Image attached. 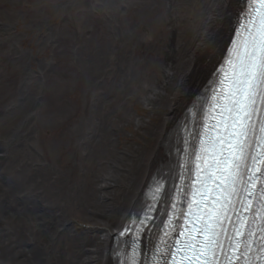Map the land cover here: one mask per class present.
<instances>
[{"label":"rangeland","instance_id":"374dc122","mask_svg":"<svg viewBox=\"0 0 264 264\" xmlns=\"http://www.w3.org/2000/svg\"><path fill=\"white\" fill-rule=\"evenodd\" d=\"M199 6L191 10V26ZM165 10V0H0V18L16 22L21 38L15 44L0 37V133H10L23 114L21 96L28 101L24 109L36 115L25 135L0 139V264H20L30 240L48 233L35 228L36 216L49 222L57 215L60 225L70 220L73 233L62 232L59 247L69 236L95 229L83 220L80 201L92 194L101 165L97 157L107 140L98 137L101 131L109 135L111 121L137 96L125 98L128 76L139 80L135 73L157 62V37L148 41L143 34ZM24 51L31 52V62ZM28 61L38 74L24 84ZM37 88L39 102L31 98ZM132 102L134 112L149 114L144 104ZM135 134L130 122L118 135L121 147L142 143ZM65 255L56 260L66 264Z\"/></svg>","mask_w":264,"mask_h":264},{"label":"snow or ice","instance_id":"6c2138e0","mask_svg":"<svg viewBox=\"0 0 264 264\" xmlns=\"http://www.w3.org/2000/svg\"><path fill=\"white\" fill-rule=\"evenodd\" d=\"M223 6L220 0L218 7ZM203 43L209 53L217 44L212 35ZM227 53L209 86L185 114L183 155L175 177L179 186L169 193L166 177L155 181L148 212L135 227L129 225L120 232L121 237L125 231L132 232L128 237L132 255L124 264H257L264 260V0H246ZM217 105L219 122L209 126L205 118ZM197 124L199 130L193 131ZM197 182L199 188L194 187ZM210 183L217 184L218 206L209 208L208 218L192 230L203 238L189 235L181 240L184 223L173 224L170 219L159 238L165 251L161 253L156 244L151 258H143V237L148 235L157 205L166 198L182 201L183 208L177 203L170 207L172 215L183 218L193 212L198 195L199 209Z\"/></svg>","mask_w":264,"mask_h":264},{"label":"bare ground","instance_id":"6f19581e","mask_svg":"<svg viewBox=\"0 0 264 264\" xmlns=\"http://www.w3.org/2000/svg\"><path fill=\"white\" fill-rule=\"evenodd\" d=\"M242 1L223 0L224 6L220 9V0H165L164 17L156 19L155 27L150 31L144 30L143 34V38L148 41L157 37L158 41L155 40V43H159L160 52L158 60L153 66L144 68L143 72L135 73L141 79L128 76L131 81L125 98L133 94L137 96L128 101L123 116L111 121L108 126L111 129L109 135L105 136L106 133L101 131L98 137V140H107L97 157L101 165L93 174L92 194L88 193V199L84 203L80 201L85 210L83 220L92 224L95 229L86 231L77 238H72L73 240L69 236L59 247L62 232L67 230L70 234L73 233L70 220L60 225L61 218L57 215L49 222L48 219L45 221L36 216L32 218L35 228L42 226L41 228L48 229V233L43 234L40 240L36 237L30 240L27 244L29 249L26 246L30 251L25 252L24 248L21 250L20 264H60L56 257L63 253L66 254L63 260L66 264H113L109 254L115 231L119 230L133 205L145 192L154 171L164 163V144L169 132L211 79L217 63L225 53ZM196 4L200 6L195 24L191 26V10ZM154 13L153 11L152 17ZM167 24L170 27L167 28ZM190 26L192 28L189 30ZM16 27V22H11L7 17L0 18V37L16 44L21 39L15 34ZM208 35L214 36L217 42L211 53L203 43ZM159 37L162 41H159ZM123 45L126 47L125 43ZM20 53L18 50L15 52L16 55ZM24 53L31 62V52ZM29 61L24 72V84L38 74L30 70ZM112 64L109 60L107 66ZM41 94L42 89L37 88L30 96L35 102H39ZM21 97L23 114L15 121L10 133H0V139L9 140L20 133L25 135L30 129L28 127L36 116L35 110H25L28 101L25 95ZM132 101L144 104L149 114L142 116L130 109L129 106L134 103ZM118 113L119 110H116L112 116L116 117L115 114ZM130 122L136 128L135 137L142 143L133 142L121 147L118 135ZM27 136L28 134L25 138ZM115 137L117 139L113 140ZM90 235L93 236L90 238Z\"/></svg>","mask_w":264,"mask_h":264},{"label":"water","instance_id":"95a60500","mask_svg":"<svg viewBox=\"0 0 264 264\" xmlns=\"http://www.w3.org/2000/svg\"><path fill=\"white\" fill-rule=\"evenodd\" d=\"M21 101H23V98H21ZM24 123V122H23ZM24 125V124H21V126ZM23 130V129H22Z\"/></svg>","mask_w":264,"mask_h":264}]
</instances>
